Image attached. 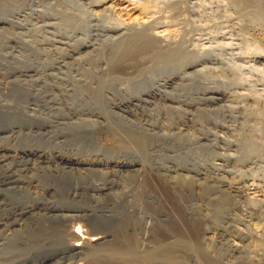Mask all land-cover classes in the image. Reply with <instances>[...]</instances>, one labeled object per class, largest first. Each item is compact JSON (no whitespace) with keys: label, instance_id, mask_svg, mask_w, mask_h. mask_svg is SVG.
<instances>
[{"label":"rangeland","instance_id":"obj_1","mask_svg":"<svg viewBox=\"0 0 264 264\" xmlns=\"http://www.w3.org/2000/svg\"><path fill=\"white\" fill-rule=\"evenodd\" d=\"M49 1L0 0V264H248L264 214H246L225 184L249 176L244 160L223 159L241 148L212 134L253 126L264 141V0H134L186 19L198 70L218 73L189 85L169 83L178 72L163 58L144 72L153 83L116 62L111 82L75 81L89 78L81 67L103 76L113 34L70 26L68 40L61 20L45 29ZM78 224L113 239L82 255Z\"/></svg>","mask_w":264,"mask_h":264},{"label":"bare ground","instance_id":"obj_2","mask_svg":"<svg viewBox=\"0 0 264 264\" xmlns=\"http://www.w3.org/2000/svg\"><path fill=\"white\" fill-rule=\"evenodd\" d=\"M79 1H82V0H72L68 2L64 0H50L49 1L50 7H47V10H50V15L53 16V18L51 19L53 22L51 21L52 23H50L48 26H43V27L45 29H50V30L58 29L59 26L61 25V24L59 25L58 23L61 20V22L64 23L63 27L65 28L64 29L65 31L63 30L64 31L63 35L65 37H67V35L70 34L69 28L70 26H72V29L75 28V31H76L75 35H77L79 32H83V30L87 28V29H93V30L103 31V32L105 31L107 33L113 34V38H111L110 40L106 39L103 42H101L102 43L101 47H109V51L112 53L111 60L108 63V66L106 67L107 64L105 65L106 68L101 67L102 68L101 69L99 66L100 64L98 65L99 66L98 70L99 71L101 70V72L103 73V76H99L97 73L92 71V69L81 67L80 70L82 72H85L87 75H89V78L84 79L85 78L84 77L80 79V77L82 76L81 75L79 76V79L78 78L74 79L75 81H80V82H85L88 80L91 81L93 80V77L95 75L96 77L94 78L98 80L100 78L101 79L103 78V80H106V81L109 79H112L113 67L111 66H113L112 64L114 62H116L119 66L124 65V67L127 69L135 70L137 68L138 71H140V73L141 72L143 73L137 74L138 71L136 70L135 71L131 70L130 72L129 71L127 72H129V75H136L135 76L136 78L137 76L147 78L148 79L147 81L149 83H153L151 78L148 77L149 74L147 75L144 72L148 71L149 69L154 70L155 67L159 65L158 61L160 58L164 59V62H162L164 63L163 65L164 69L171 67V68L176 69L178 72V75L176 77L174 76L175 78L173 79L171 78L170 80L168 79L169 83L171 84H175L179 82L180 84H183V85L184 84L189 85L193 83L194 81H198L199 83H204V82L210 81V78L213 77V75L218 74L217 71H213V70H204V69L198 70V68L200 67V65L198 64V60H201L204 57V53L199 51L194 45L190 44L188 36L186 35V30H187L188 25H187V21L185 18L183 19L178 18L173 14H168L169 12L165 13L164 8L161 6L152 5L149 3H142V2H138L134 0H96L93 3H90L87 7L80 4ZM180 4L181 3L179 0H174L172 5L178 9ZM258 19L264 22V16L262 15L260 11H258ZM71 35H73V33ZM70 38L71 37H67L68 40ZM76 38L77 37L74 36V39ZM62 41H65V40H62ZM64 44L66 43L64 42ZM96 47L97 46H95L93 49L94 50L98 49V47L97 48ZM60 48L61 47L57 49H60ZM57 49H54L55 52H57ZM100 49L102 50V48ZM58 64L61 65L60 62H58ZM61 67H65V66L63 65ZM159 68H162V67H159ZM207 83H210V82H207ZM155 95L157 94L154 93L153 96ZM237 97H239L240 99H246V100L251 99L250 93H239ZM259 115H256V117L260 118ZM219 127L222 131H225L227 133L234 135L233 137L234 140H229L226 136H221L220 134L219 135L212 134L213 137H215V139L219 140L220 142L228 143L230 146L241 148V153H242L241 156H235V155L224 153L223 159L224 160L242 159L247 163L248 166H250L247 169V173L249 174V176H247L246 174L240 173L234 179L231 178L228 181L226 180L225 184L229 188H231L232 190L236 191L241 196H243L245 200H247L246 202L248 203V206H247V209L245 210L246 214H249L251 216L256 215V214L258 215V212L260 210H262L264 214V194L261 190L263 187L261 183L264 182V179H263L264 178L263 176L264 166H261L259 168L253 167L254 165L258 163V161L259 162L262 161L264 163V141H261L260 139L256 138L258 136V132L260 133V130H259L260 128L257 129V128H253L252 126V127L246 128L247 130L245 131L243 129H236L231 126H219ZM145 226L147 229H150L151 225L148 224L146 221ZM249 231H250V235H253L254 237H256L260 242L253 245L251 249V257L248 260V264H258V263L264 264V245L261 243V241L262 242L264 241V227L257 226L256 224V225H253ZM70 234L74 237L73 242H72L73 249L76 250L78 253H81L82 255H85V256H91L92 252H95L97 248H99L100 246L104 244H107L113 239V236H111L110 234H106V233H99V232L91 233L88 231L83 232L82 227L79 224L72 227ZM148 239H149V234L146 232L144 235V241L145 242L147 241L148 243ZM232 247H234L235 250H240L242 248V246L237 243H235ZM62 264H71V263L65 262Z\"/></svg>","mask_w":264,"mask_h":264}]
</instances>
